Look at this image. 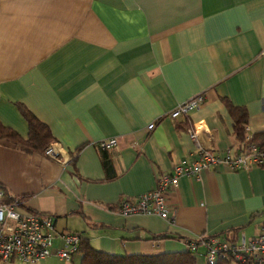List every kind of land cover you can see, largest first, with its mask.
<instances>
[{
    "label": "crops",
    "instance_id": "crops-1",
    "mask_svg": "<svg viewBox=\"0 0 264 264\" xmlns=\"http://www.w3.org/2000/svg\"><path fill=\"white\" fill-rule=\"evenodd\" d=\"M199 94V108L171 119ZM227 100L248 110L253 133L264 130V0H0V120L28 137L16 103L25 104L61 153L58 161L0 138V182L25 197L27 210L53 216L58 232L128 254L186 250L184 238L257 237L264 166L221 164L180 177L168 219L107 208L188 164L197 152L193 125L205 147L238 153ZM110 138L118 144L98 147ZM161 234L171 238H154ZM205 252L200 246L196 264H207Z\"/></svg>",
    "mask_w": 264,
    "mask_h": 264
},
{
    "label": "built area",
    "instance_id": "built-area-1",
    "mask_svg": "<svg viewBox=\"0 0 264 264\" xmlns=\"http://www.w3.org/2000/svg\"><path fill=\"white\" fill-rule=\"evenodd\" d=\"M204 101V95H196L173 109L169 116L178 119L193 109L199 108ZM156 127V122L148 125L149 130ZM188 132L195 140L197 152L188 164L176 163L168 172L157 174L156 185L153 189L135 196L123 198L120 202L119 212L124 216L156 215L164 219L169 218V190L178 185L182 176L194 178L203 170L226 165L233 170H248L254 166H264V150L253 142L251 126H246L244 137L245 147L238 153L227 149L223 154L205 147L199 141L200 129L197 126L188 128ZM118 144L117 138L104 139L98 143L102 150H108ZM60 150L56 144H51L45 155L59 161ZM3 193L0 191V200ZM16 201L0 202V264H7L18 260L24 264H36L49 256L73 263L81 255L80 243L82 235L78 232H58L56 223L51 215H44L36 211L27 210L22 196H15ZM57 237L61 238V245L54 246ZM186 249L193 254L198 253L200 246L206 248L205 258L207 264H214L219 259H231L233 264H264V223L260 234L239 242L222 238L220 236H200L182 239Z\"/></svg>",
    "mask_w": 264,
    "mask_h": 264
},
{
    "label": "trees",
    "instance_id": "trees-1",
    "mask_svg": "<svg viewBox=\"0 0 264 264\" xmlns=\"http://www.w3.org/2000/svg\"><path fill=\"white\" fill-rule=\"evenodd\" d=\"M230 114L234 119L235 135L240 142V151L245 147L244 137L246 135V126L249 124V113L245 107L236 106L227 100ZM22 116L28 123V137H23L14 128L5 125L0 120V138L12 142L15 147L26 153L40 152L45 150L55 142V136L49 125L39 119L25 104L16 103ZM253 142L262 150H264V130L253 134ZM80 151V149L77 151ZM76 154V155H77ZM105 165H107L105 161ZM110 179L107 177L106 180ZM0 191L3 193L0 202L11 203L17 200L10 193V190L0 182ZM25 200V197H22ZM121 202V201H120ZM118 206H107L110 210H117ZM156 239L171 238L168 234L156 235ZM81 259L79 264H196V254L189 250H180L173 252H162L158 254H128V253H111L95 248L89 239L82 237L80 243ZM214 264H233L232 260L219 259Z\"/></svg>",
    "mask_w": 264,
    "mask_h": 264
}]
</instances>
